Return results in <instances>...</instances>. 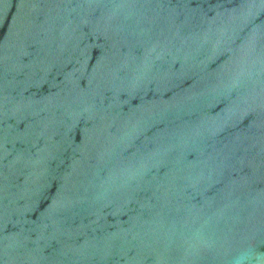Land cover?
<instances>
[{"label":"water","instance_id":"1","mask_svg":"<svg viewBox=\"0 0 264 264\" xmlns=\"http://www.w3.org/2000/svg\"><path fill=\"white\" fill-rule=\"evenodd\" d=\"M0 264H264V0H0Z\"/></svg>","mask_w":264,"mask_h":264}]
</instances>
